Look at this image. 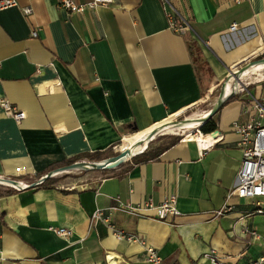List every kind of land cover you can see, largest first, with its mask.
<instances>
[{"label": "crops", "instance_id": "obj_1", "mask_svg": "<svg viewBox=\"0 0 264 264\" xmlns=\"http://www.w3.org/2000/svg\"><path fill=\"white\" fill-rule=\"evenodd\" d=\"M171 1L189 24L183 33L170 28L161 0H112L82 13L18 0L0 11V103L26 114L19 125L0 105V179L24 187L8 193L0 184V264H153L147 248L161 264H211V252L224 264L264 258V198L229 199L243 159L232 124L247 121L251 98L264 100V81L212 117L218 130L204 134L206 145L186 139L153 160L28 189L63 162L110 159L122 140L119 152L176 121L264 50V0ZM172 195L179 215L164 221L127 210ZM97 209L111 225L93 222Z\"/></svg>", "mask_w": 264, "mask_h": 264}, {"label": "built area", "instance_id": "obj_2", "mask_svg": "<svg viewBox=\"0 0 264 264\" xmlns=\"http://www.w3.org/2000/svg\"><path fill=\"white\" fill-rule=\"evenodd\" d=\"M161 1L170 22V28L177 33H183L188 30V22L183 18L172 1ZM57 3L61 8L69 10L72 13H82L86 8L94 9L101 5L111 4L112 0H91L87 5L78 4L76 0H57ZM18 6V0H0V11ZM23 12L25 15H30L32 13V8L30 6L26 7L23 9ZM237 29L238 25L236 24L231 27L233 31ZM33 36H37V33L34 32ZM263 55L264 50L259 53L257 57ZM248 88L249 87L243 90L247 93ZM0 105L5 114L13 118L19 125L25 120V112L13 106L8 100H2ZM245 114L248 116L246 122L236 121L232 124V129L240 138L239 148L241 149L243 159L238 173V186L232 191L229 199L237 197L239 199L257 200L264 198V100L251 98L245 104ZM147 150L148 148L145 152ZM115 152H119L118 147L115 148ZM18 172H20V169ZM176 204L177 197L172 195L159 206H155L152 202H146L138 207L127 206V210L135 213L141 211H154L156 213V219L164 221L170 215H179ZM228 210H231L230 205H227L222 211H219L218 215L221 216ZM259 212L262 213L263 211ZM104 215L105 210L97 209L92 216L93 222L103 221L107 225H111L110 218ZM50 230L61 237H68L71 235V231L66 228L50 227ZM116 235L119 239L131 243L141 241L137 235L128 234L123 231H117ZM252 235L258 236L256 232H252ZM205 258L211 264H224L215 252L209 253ZM147 261L153 264H161V258L152 248H147ZM263 262L264 258H261L259 261H248L243 264H260Z\"/></svg>", "mask_w": 264, "mask_h": 264}, {"label": "bare ground", "instance_id": "obj_3", "mask_svg": "<svg viewBox=\"0 0 264 264\" xmlns=\"http://www.w3.org/2000/svg\"><path fill=\"white\" fill-rule=\"evenodd\" d=\"M251 75H255L256 78L249 79ZM264 77V61L257 60L248 63L241 69L237 71H231L230 75L226 79V81L222 84V91L220 94V97L216 101V105H218L221 101H223L226 98L231 97L235 93H239L242 91V86L244 88V85L248 83L249 81L253 82L257 78H262ZM212 111V110H211ZM211 111L203 114L201 117L194 118L190 117L187 119V122L181 126V127H170L165 131H161L158 134L151 135L153 131H156L155 129L150 132L149 134L139 137L135 142L131 143L127 148H125L122 152L128 153L129 157L144 151L149 142L154 141L158 136L160 135H167L171 134L175 131H181L184 134V139L183 140H190V139H197L202 145H206L210 137L205 136L201 131H199L200 127V118L208 117L212 113ZM176 121H171L161 127H164L166 125H171L175 123ZM161 127H158L156 129L160 130ZM197 131L198 134L196 136L193 135V132ZM216 136V135H215ZM62 174H67V172H57L54 174L55 175H62ZM0 184L8 187L15 188V185L10 183L9 181H6L4 179H0ZM19 185L23 186L22 184L19 183Z\"/></svg>", "mask_w": 264, "mask_h": 264}, {"label": "water", "instance_id": "obj_4", "mask_svg": "<svg viewBox=\"0 0 264 264\" xmlns=\"http://www.w3.org/2000/svg\"><path fill=\"white\" fill-rule=\"evenodd\" d=\"M253 59L254 60L264 61V58L257 59V56L254 57ZM246 88L247 87H245V85H244V89H246ZM237 94L238 93H235L231 97L226 98L223 101H221L218 105H215V107L211 111L212 113L210 114V116L204 117V118H200L199 119V122L201 124L200 127L203 124H205L208 120H210L214 115H216L219 112V110L224 106V104L227 101H229L231 98H233L234 96H236ZM186 122H187V119L184 120V121L175 122V123H173L171 125H166L164 127H161L160 130L155 129L156 131H153L151 133V135L158 134L161 131H165V130H167L168 128H170L172 126H174V127H181ZM200 127L198 129L199 131H200ZM135 131L137 133V130H135ZM147 148H149V144H148ZM145 150L144 151H141V152H139V153H137V154H135V155H133L131 157H129V154L128 153L119 152L117 156H115L113 158H110V159H107V160L99 161V162L79 161V162H76V163H74L72 165H68V166H65V167H61V168H59L57 170L52 171L51 173L45 175L43 178H41L36 183L30 185L28 187V189L29 188H34V187H37V186H40V185L44 184L48 179L57 176V175L54 176V174L57 173V172H67V174H69V173H71L73 171H77V170H81V171H109V170H115V169H118L119 167L123 166L124 164L130 162L131 160H133L138 155L143 154L145 152ZM4 180L9 181L10 183L14 184L15 185V188L14 189H16V190L21 191V190L24 189V187H22L21 185H19V183L17 181H15V180H11V179H4Z\"/></svg>", "mask_w": 264, "mask_h": 264}, {"label": "rangeland", "instance_id": "obj_5", "mask_svg": "<svg viewBox=\"0 0 264 264\" xmlns=\"http://www.w3.org/2000/svg\"><path fill=\"white\" fill-rule=\"evenodd\" d=\"M261 58H264V55L261 56V57H257V59H261ZM197 65H198V68H199L200 71L203 70V67H202L201 63H198ZM254 77L256 78L255 75H251L249 77V79H252ZM261 81H264V77L257 78L253 82L249 81L248 83L245 84V87H249L248 89H251V92H252L254 90V88H255L254 86L258 85V83H260ZM242 89H244V88H242ZM221 91H222V87L221 86H217L216 89H214L209 94V97H208V99L205 102L200 103L196 107L188 110L183 115L177 117L176 118V122L184 121V120H186V119H188L190 117L198 118V117H201L203 114L211 111L215 107L216 101L220 97ZM245 94H246V92H245V90H243L240 93H238L236 96L240 97V96H244ZM174 137H179L181 140H183L184 139V134L181 131H175V132H173L171 134L160 135L154 141L149 143V149H155V148H158V147H160V146H162L164 144H167ZM123 142H124V140H122L119 143L118 147L120 145H122ZM118 153L119 152H115V149H114V150H112L109 153V156H110V158H113V157L117 156ZM55 170H57V169H55ZM90 174H91V171L87 172V171L77 170V171H73V172H71L69 174L57 175V176H55L53 178L54 179H60L58 182H77L79 179L82 180V177L85 178V180H89V178L92 177V175H90ZM88 175H90V176H88Z\"/></svg>", "mask_w": 264, "mask_h": 264}, {"label": "trees", "instance_id": "obj_6", "mask_svg": "<svg viewBox=\"0 0 264 264\" xmlns=\"http://www.w3.org/2000/svg\"><path fill=\"white\" fill-rule=\"evenodd\" d=\"M197 52V50H195ZM195 52L194 54V50H193V55H194V61L196 64L198 63H201L202 61L200 60V57L199 55ZM212 91H210L208 93V97H209V94L211 93ZM208 97H205L202 99L201 103H203L206 98ZM238 97L237 96H234L233 98H231L229 101H227L224 106L230 102V101H233L235 99H237ZM223 106V107H224ZM221 110V109H220ZM218 130V121L215 119V118H211L210 120H208L205 124H203L201 127H200V131L205 134V135H208V134H212L214 132H216ZM139 132V131H137ZM133 133H136V131H132L131 134ZM181 141V139L179 137H174L171 139V141L167 144H164L158 148H156L155 150L153 151H149V148L146 152H144L143 154L141 155H138L137 157H135L132 161L133 162H138L140 159L144 158L145 161H148V160H153V159H156L158 157L161 156L162 153H164L165 151L169 150L170 148L176 146L177 144H179V142ZM113 149H111L112 151ZM105 156V153H99V154H94V155H91L89 156L88 158L91 160V161H100L102 160V158ZM83 158L81 157H78V158H74L72 160H69V161H66V162H63L61 163L60 165H57L55 167H53L51 170H55V169H58V168H61V167H65V166H68V165H72L76 162H79L80 160H82ZM42 176H40L41 178ZM60 179H54V178H50L48 179L43 185H48V184H55L59 181ZM10 190L8 191V193H11L13 191H15L14 189L12 188H9ZM1 195V193H0Z\"/></svg>", "mask_w": 264, "mask_h": 264}]
</instances>
